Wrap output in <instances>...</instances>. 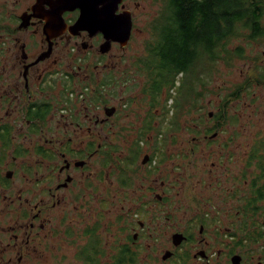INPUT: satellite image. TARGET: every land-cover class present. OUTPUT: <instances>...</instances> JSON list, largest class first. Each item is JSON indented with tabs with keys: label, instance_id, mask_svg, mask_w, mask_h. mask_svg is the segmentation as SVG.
Segmentation results:
<instances>
[{
	"label": "flooded vegetation",
	"instance_id": "flooded-vegetation-1",
	"mask_svg": "<svg viewBox=\"0 0 264 264\" xmlns=\"http://www.w3.org/2000/svg\"><path fill=\"white\" fill-rule=\"evenodd\" d=\"M168 7L0 0V264H264V79L155 84Z\"/></svg>",
	"mask_w": 264,
	"mask_h": 264
},
{
	"label": "trees",
	"instance_id": "trees-1",
	"mask_svg": "<svg viewBox=\"0 0 264 264\" xmlns=\"http://www.w3.org/2000/svg\"><path fill=\"white\" fill-rule=\"evenodd\" d=\"M168 8L169 18L151 25L147 45L154 48L144 59L145 67L152 68L154 76L161 79L155 84L170 87L181 74L184 80L178 93L186 101L191 94L199 100V96L210 91L204 78L212 79L219 71L217 65L230 67L234 61L247 58L242 42L247 46L264 40V0H169ZM234 42L238 45L232 46ZM256 56L249 77L262 81L264 67ZM248 80L232 86L226 98L250 88L252 84H245Z\"/></svg>",
	"mask_w": 264,
	"mask_h": 264
},
{
	"label": "rangeland",
	"instance_id": "rangeland-1",
	"mask_svg": "<svg viewBox=\"0 0 264 264\" xmlns=\"http://www.w3.org/2000/svg\"><path fill=\"white\" fill-rule=\"evenodd\" d=\"M142 23V22H141ZM144 35H141L138 37V40L136 44L142 45V41L146 38ZM242 44L244 45L246 52L245 55L247 58L242 59V60H237L232 63L230 67H224L222 66L219 68L217 65L216 69L219 70L217 71L212 79L209 78H204L205 82L207 83L208 88H213L214 93L213 94H218L217 97L214 95H206L204 103L208 102L210 100L211 106L208 107L209 109H214L215 108V102H221V99L227 94L232 86H238V84L241 82L243 78H246L248 76L252 75L253 70H249V67L252 64V61L254 58H257L256 55L259 56V61L262 67H264V40L258 42V43H251L252 45H245L243 42ZM238 45L237 42H234L232 46ZM254 67V65H253ZM252 69V68H251ZM217 75L216 78L214 76ZM242 83V82H241ZM240 83V84H241ZM239 84V85H240ZM250 93H256L259 94L260 96H264V88H252L250 90Z\"/></svg>",
	"mask_w": 264,
	"mask_h": 264
},
{
	"label": "water",
	"instance_id": "water-1",
	"mask_svg": "<svg viewBox=\"0 0 264 264\" xmlns=\"http://www.w3.org/2000/svg\"><path fill=\"white\" fill-rule=\"evenodd\" d=\"M118 1L119 0H115V1H113V0H107V4L108 5H111V6H116V4L118 3ZM86 22H88V21H85V20H83V19H79L77 22H76V24H75V26H77V27H79V28H81V27H83V25L86 23ZM96 22H99V21H90V23H96ZM109 22V21H108ZM128 38V27H127V32H126V35H125V38L124 39H127Z\"/></svg>",
	"mask_w": 264,
	"mask_h": 264
}]
</instances>
